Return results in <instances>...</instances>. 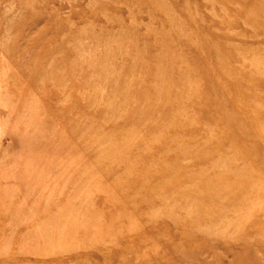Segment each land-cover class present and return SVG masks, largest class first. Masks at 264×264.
Returning a JSON list of instances; mask_svg holds the SVG:
<instances>
[{
	"label": "rangeland",
	"instance_id": "374dc122",
	"mask_svg": "<svg viewBox=\"0 0 264 264\" xmlns=\"http://www.w3.org/2000/svg\"><path fill=\"white\" fill-rule=\"evenodd\" d=\"M0 167V264H264V0H0Z\"/></svg>",
	"mask_w": 264,
	"mask_h": 264
},
{
	"label": "bare ground",
	"instance_id": "6f19581e",
	"mask_svg": "<svg viewBox=\"0 0 264 264\" xmlns=\"http://www.w3.org/2000/svg\"><path fill=\"white\" fill-rule=\"evenodd\" d=\"M148 112V111H147ZM169 113V112H168ZM159 125V124H158ZM160 127V126H159ZM158 133V132H157ZM161 136V135H160ZM152 141V140H151ZM157 141V140H156ZM33 143V141L31 140V144ZM166 144V143H165ZM24 150L23 149H20V152L22 153ZM1 168V167H0ZM17 176V175H16ZM5 178V175L4 174H0V179H4ZM7 197V194L0 196V209H2L3 211H5V213L7 214V210H6V204H5V200ZM3 200V202H2ZM2 202V203H1ZM60 218L56 219L55 222H58L57 225L60 226L61 225V221H59ZM93 225L97 227L98 229V232L95 233V237L98 239V235H99V227L96 225V224H93V223H89V224H85L84 226H82V228H84L85 230H88V227L90 229L93 230ZM68 227V226H67ZM68 231V232H67ZM61 232H65L64 235H69L70 233V230L67 229L66 231H61ZM38 234V233H37ZM42 236H46L45 234H43ZM67 236H65L64 238H66ZM69 238V236H68Z\"/></svg>",
	"mask_w": 264,
	"mask_h": 264
}]
</instances>
